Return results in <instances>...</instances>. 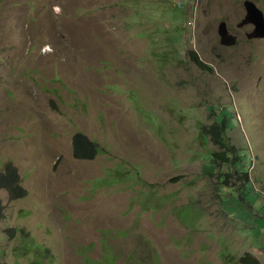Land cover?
I'll return each instance as SVG.
<instances>
[{"label": "rangeland", "instance_id": "374dc122", "mask_svg": "<svg viewBox=\"0 0 264 264\" xmlns=\"http://www.w3.org/2000/svg\"><path fill=\"white\" fill-rule=\"evenodd\" d=\"M246 1L264 13L0 0V173L26 191L0 189V264H264V39L238 26ZM220 117L228 167L211 157L227 154L209 132ZM77 132L92 160L74 158Z\"/></svg>", "mask_w": 264, "mask_h": 264}, {"label": "trees", "instance_id": "16d2710c", "mask_svg": "<svg viewBox=\"0 0 264 264\" xmlns=\"http://www.w3.org/2000/svg\"><path fill=\"white\" fill-rule=\"evenodd\" d=\"M192 60L197 64V66H200L201 69H206V66L203 64L202 60L198 59L194 53H192ZM217 119L215 124L211 126L209 132L212 134L213 141L217 145L225 148L227 154L226 158H224V153H211V157L213 158V161L217 160L220 162L223 167H228L229 154L233 155L235 150L229 147L225 141L226 122L222 117H220V121ZM72 152L75 159L92 160L100 152V149L95 143L89 141L82 133L77 132L72 137ZM222 159H224L223 162ZM229 173L230 172L226 171L224 174L225 177L230 175ZM0 189H4L8 193V196L11 200L22 198L26 195V191L19 184V177L16 169L10 164H7L3 173H0ZM2 211L3 207L0 203V219L3 215ZM239 261L243 264H260L259 260L253 258L251 254H245V256H241Z\"/></svg>", "mask_w": 264, "mask_h": 264}, {"label": "water", "instance_id": "95a60500", "mask_svg": "<svg viewBox=\"0 0 264 264\" xmlns=\"http://www.w3.org/2000/svg\"><path fill=\"white\" fill-rule=\"evenodd\" d=\"M246 16L238 25L240 28L246 25H253L254 29L251 33H247L249 39H264V13L252 1L244 2ZM227 25L221 22L217 28V34L221 38V44L224 46H234L237 42L236 37L229 36Z\"/></svg>", "mask_w": 264, "mask_h": 264}, {"label": "flooded vegetation", "instance_id": "af4514ba", "mask_svg": "<svg viewBox=\"0 0 264 264\" xmlns=\"http://www.w3.org/2000/svg\"><path fill=\"white\" fill-rule=\"evenodd\" d=\"M246 26H248V25H246ZM228 35H229L230 37H231V36L236 37V40L238 41L239 32H236V33H231V32H229Z\"/></svg>", "mask_w": 264, "mask_h": 264}]
</instances>
